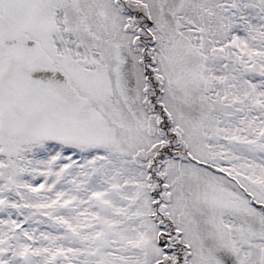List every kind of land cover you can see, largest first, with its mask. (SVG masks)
<instances>
[{"label":"snow or ice","instance_id":"obj_1","mask_svg":"<svg viewBox=\"0 0 264 264\" xmlns=\"http://www.w3.org/2000/svg\"><path fill=\"white\" fill-rule=\"evenodd\" d=\"M0 264H264V0H0Z\"/></svg>","mask_w":264,"mask_h":264}]
</instances>
